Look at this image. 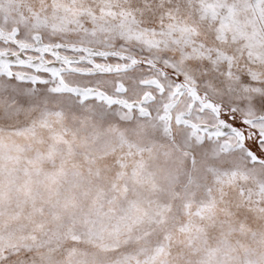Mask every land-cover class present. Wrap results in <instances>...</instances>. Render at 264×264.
<instances>
[{"label": "snow or ice", "instance_id": "snow-or-ice-1", "mask_svg": "<svg viewBox=\"0 0 264 264\" xmlns=\"http://www.w3.org/2000/svg\"><path fill=\"white\" fill-rule=\"evenodd\" d=\"M0 264H264V0H0Z\"/></svg>", "mask_w": 264, "mask_h": 264}]
</instances>
